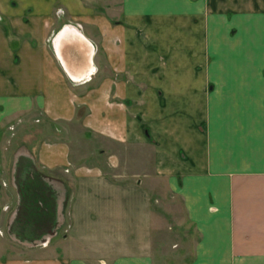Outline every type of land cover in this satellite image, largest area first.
<instances>
[{
  "label": "crops",
  "instance_id": "crops-1",
  "mask_svg": "<svg viewBox=\"0 0 264 264\" xmlns=\"http://www.w3.org/2000/svg\"><path fill=\"white\" fill-rule=\"evenodd\" d=\"M112 1L0 0V264H156L144 177L192 225L173 264H264V0ZM20 118L52 138L7 172Z\"/></svg>",
  "mask_w": 264,
  "mask_h": 264
},
{
  "label": "rangeland",
  "instance_id": "rangeland-1",
  "mask_svg": "<svg viewBox=\"0 0 264 264\" xmlns=\"http://www.w3.org/2000/svg\"><path fill=\"white\" fill-rule=\"evenodd\" d=\"M74 2L81 4L82 8H93L97 12H113L119 9L118 2H113L112 0H74ZM17 3V0H11L12 5L15 6ZM62 8L66 10L65 5L60 1H54L52 3V10L55 11V9H59L58 11H60ZM111 19L115 20L114 18ZM34 118L35 119L32 121L37 122L36 117ZM19 121H21V118L17 120V123H12L8 125L7 128L4 127L6 134L2 144V151L4 153L3 159L7 172H9L11 165L10 160L8 161L10 156H13V154L17 151H23L25 148L24 146L28 144V142L32 143L36 141V139L45 135L47 138H52L49 135L50 131L48 130V125L43 124L42 127H40V125L38 127L36 126L38 124L35 123V125L33 124L28 126V124H30L28 120L27 122H23L27 123L23 125L27 126L23 130V126H20L22 129L20 127L18 128ZM57 126L58 127L55 132L60 133L58 131L62 130V128L59 124ZM33 147L34 145L28 144L29 149L33 150ZM139 155L140 151H138V163H135L133 160L129 164L132 167L137 165L138 169L144 170L140 160L142 158H140L141 155ZM5 160L7 161L5 162ZM4 165L2 164V166ZM2 173L3 176L0 178V185L4 186L5 182H7L5 181L6 178H4L6 176L4 174L6 173ZM16 179V184L18 186H25L24 180L18 174ZM140 183L149 191V193L146 194V201L148 204L145 206V209H147L145 211L150 214V220H145L142 226H138V250L144 249L149 252L156 264H173L182 259H190L191 257L188 258L186 256L192 252L194 242L192 238L194 236V232L192 225L184 218L183 210L179 201L176 198H172L167 190H165L166 188L164 186H166V182L163 179L144 177L140 179ZM34 193V197H36V191ZM6 194L8 195L9 192H0V200H4ZM34 200L37 203L35 198ZM36 214H40L39 211L36 212ZM38 221H40V219H38ZM134 229L135 226L132 225L128 230L136 233ZM63 231L67 232V230H64V227ZM136 236V234H133V236L129 237V239H136ZM30 242L32 246H43L48 244V240L38 241L37 239ZM131 244H135V242L131 240L128 245Z\"/></svg>",
  "mask_w": 264,
  "mask_h": 264
},
{
  "label": "bare ground",
  "instance_id": "bare-ground-1",
  "mask_svg": "<svg viewBox=\"0 0 264 264\" xmlns=\"http://www.w3.org/2000/svg\"><path fill=\"white\" fill-rule=\"evenodd\" d=\"M72 48H73L72 46H69L70 52H71ZM74 56H76V54H74ZM77 59H79V58H77ZM72 61H73L74 65L76 66L77 69H80V67L85 63V61H80V60H78V63L76 61H74V60H72Z\"/></svg>",
  "mask_w": 264,
  "mask_h": 264
}]
</instances>
